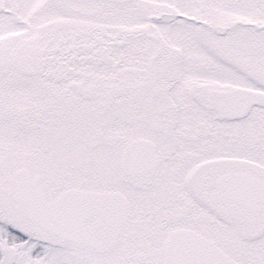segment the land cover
Listing matches in <instances>:
<instances>
[{
	"label": "snow or ice",
	"instance_id": "obj_1",
	"mask_svg": "<svg viewBox=\"0 0 264 264\" xmlns=\"http://www.w3.org/2000/svg\"><path fill=\"white\" fill-rule=\"evenodd\" d=\"M0 264H264V0H0Z\"/></svg>",
	"mask_w": 264,
	"mask_h": 264
}]
</instances>
